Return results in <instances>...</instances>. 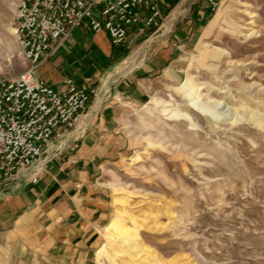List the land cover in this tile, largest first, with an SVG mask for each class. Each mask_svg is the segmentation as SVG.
Here are the masks:
<instances>
[{
    "label": "rangeland",
    "instance_id": "374dc122",
    "mask_svg": "<svg viewBox=\"0 0 264 264\" xmlns=\"http://www.w3.org/2000/svg\"><path fill=\"white\" fill-rule=\"evenodd\" d=\"M201 2H186L195 24L178 63L115 98L127 144L97 172L91 229L74 235L61 214L31 243L0 235V264H264V0H218L196 20ZM16 3L0 0V79L30 66L13 32ZM151 38L126 51H151ZM119 61L94 71L116 87Z\"/></svg>",
    "mask_w": 264,
    "mask_h": 264
},
{
    "label": "crops",
    "instance_id": "0c3cea01",
    "mask_svg": "<svg viewBox=\"0 0 264 264\" xmlns=\"http://www.w3.org/2000/svg\"><path fill=\"white\" fill-rule=\"evenodd\" d=\"M187 1L159 0L163 12L159 24L143 35L137 34V28H130L127 42L122 46H114L105 31L72 29L57 48L39 62L37 75L55 88H61L66 77L80 86H88L95 79L103 82L88 102L78 125L57 143H47L45 162L37 173V182L31 181L32 175L23 173L0 193V235L10 238L24 235L26 243H31L37 230H56L61 214L66 216V224L69 222L65 227L80 231L74 235H86L85 231L91 229V217L102 206L101 201L91 195L97 172L121 156L127 144L120 127L125 121V107L115 98L130 92L132 81L155 78L167 71L170 64L178 63L176 49L180 37L185 27L195 24L192 16L184 19ZM193 3L196 6V0H192ZM202 6V2L197 6L198 14ZM145 36L153 37L149 39L155 45L151 51L146 43L130 53L126 51ZM131 55L143 56L124 72L121 67ZM115 56L120 63L116 66L118 83L113 87L111 81L114 79L110 76L103 79L94 68L98 62Z\"/></svg>",
    "mask_w": 264,
    "mask_h": 264
},
{
    "label": "built area",
    "instance_id": "2783aa9c",
    "mask_svg": "<svg viewBox=\"0 0 264 264\" xmlns=\"http://www.w3.org/2000/svg\"><path fill=\"white\" fill-rule=\"evenodd\" d=\"M203 0L199 20L217 8ZM163 18L159 0H17L12 19L15 40L30 66L0 79V193L21 174L38 171L48 142L73 130L95 96V86L70 77L55 88L36 73L72 29L105 31L114 46L125 45L130 28L150 32ZM34 174V175H33Z\"/></svg>",
    "mask_w": 264,
    "mask_h": 264
},
{
    "label": "bare ground",
    "instance_id": "6f19581e",
    "mask_svg": "<svg viewBox=\"0 0 264 264\" xmlns=\"http://www.w3.org/2000/svg\"><path fill=\"white\" fill-rule=\"evenodd\" d=\"M175 18V17H174ZM13 32H14V28H13ZM139 53V52H138ZM143 55H140L139 57H142ZM138 56H136V55H133V56H131L125 63H124V65L121 67L122 68V70H125L124 72H127V71H129L128 69L129 68H131V66H133L136 62H137V60H139L140 58H139Z\"/></svg>",
    "mask_w": 264,
    "mask_h": 264
}]
</instances>
